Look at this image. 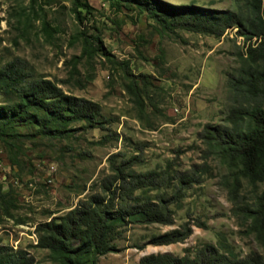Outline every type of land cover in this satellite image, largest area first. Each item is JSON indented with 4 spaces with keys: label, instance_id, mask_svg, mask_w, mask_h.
<instances>
[{
    "label": "rangeland",
    "instance_id": "374dc122",
    "mask_svg": "<svg viewBox=\"0 0 264 264\" xmlns=\"http://www.w3.org/2000/svg\"><path fill=\"white\" fill-rule=\"evenodd\" d=\"M82 1L90 8L78 7L75 0H0V68L19 60L30 79L51 81L68 96L99 104L109 121L105 129L74 124L68 139L42 137L34 124L24 123L17 129L25 137L13 147L0 141L2 193L16 203L11 217L0 223V246L26 253L34 264H53L48 251L36 247L37 226L101 194L102 182L113 175V159L138 157L136 172L169 170L177 178L196 173V182L180 207L172 206V225L128 226L114 242L117 252L101 257L99 264H137L159 253L183 256L185 248L218 245L219 233L239 255L264 258V247L232 211L227 167L206 152L200 137L205 127L224 124L231 99L227 82L246 49L237 29L221 37L163 30L146 11L116 10L107 0ZM155 1L167 9L234 10L239 5L238 0ZM85 40L97 49L90 58L82 56ZM135 80L140 91L141 82H148L140 93L147 95L143 114L128 91ZM5 101L0 96V104ZM240 182V195L249 203L264 191V183ZM197 218L207 228L194 226L183 243L148 244Z\"/></svg>",
    "mask_w": 264,
    "mask_h": 264
},
{
    "label": "trees",
    "instance_id": "16d2710c",
    "mask_svg": "<svg viewBox=\"0 0 264 264\" xmlns=\"http://www.w3.org/2000/svg\"><path fill=\"white\" fill-rule=\"evenodd\" d=\"M77 1L78 7L89 9L87 1ZM234 10H202L159 6L155 0H107L110 7L136 8L148 12L163 30L180 28L192 33L221 37L231 28L246 44L240 54V65L228 79L230 105L224 124L205 127L202 135L207 153L218 158L228 169L227 186L234 215L257 242L264 247V191L251 203L240 195L241 179L257 187L264 183V0H238ZM97 49L84 41L82 56L91 57ZM79 60V58H76ZM75 62H77L75 60ZM76 68V64H73ZM137 80L130 82L129 93L144 112L143 91ZM0 141L13 147L25 137L19 133L20 124L31 123L37 134L52 139H68L74 124L87 128L105 129L109 124L101 114L99 104L68 96L53 82L30 79L24 63L15 60L0 68ZM110 136V135H109ZM139 158H116L111 161L113 175L101 184V194L91 196L63 217L37 226V246L48 251L53 264H99L100 258L116 253L115 240L130 225H172L174 210L180 207L196 182L192 177L171 176L169 170L136 172L133 166ZM172 180H175L174 182ZM10 193H2L0 185V223L10 218V209L16 208ZM184 222L178 229L151 238L149 245L169 246L183 243L192 235V228L206 229L200 219ZM218 245L204 243L195 249L185 248L183 256L169 253L151 254L137 264H264L257 253L239 255L223 233ZM0 264H34L22 251L13 252L0 246Z\"/></svg>",
    "mask_w": 264,
    "mask_h": 264
}]
</instances>
